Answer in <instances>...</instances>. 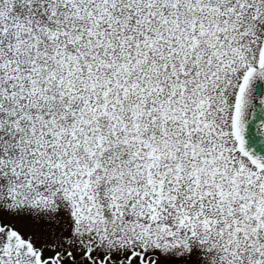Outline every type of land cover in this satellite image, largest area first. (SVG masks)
<instances>
[{
  "label": "snow or ice",
  "instance_id": "6c2138e0",
  "mask_svg": "<svg viewBox=\"0 0 264 264\" xmlns=\"http://www.w3.org/2000/svg\"><path fill=\"white\" fill-rule=\"evenodd\" d=\"M262 84L264 0H0V264H264Z\"/></svg>",
  "mask_w": 264,
  "mask_h": 264
},
{
  "label": "flooded vegetation",
  "instance_id": "af4514ba",
  "mask_svg": "<svg viewBox=\"0 0 264 264\" xmlns=\"http://www.w3.org/2000/svg\"><path fill=\"white\" fill-rule=\"evenodd\" d=\"M261 87L264 88V84H262ZM256 103L259 105V101H258V100H257ZM260 107H264V105H260ZM257 110H259V109H257ZM259 123H260V122L258 121L257 124H259Z\"/></svg>",
  "mask_w": 264,
  "mask_h": 264
},
{
  "label": "water",
  "instance_id": "95a60500",
  "mask_svg": "<svg viewBox=\"0 0 264 264\" xmlns=\"http://www.w3.org/2000/svg\"><path fill=\"white\" fill-rule=\"evenodd\" d=\"M258 122V121H257Z\"/></svg>",
  "mask_w": 264,
  "mask_h": 264
}]
</instances>
